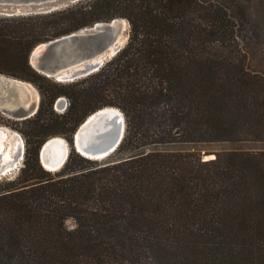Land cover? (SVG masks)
Returning a JSON list of instances; mask_svg holds the SVG:
<instances>
[{
	"label": "trees",
	"instance_id": "16d2710c",
	"mask_svg": "<svg viewBox=\"0 0 264 264\" xmlns=\"http://www.w3.org/2000/svg\"><path fill=\"white\" fill-rule=\"evenodd\" d=\"M117 17L127 41L98 70L40 83L35 45ZM0 73L42 93L22 119L24 164L0 179V264H264V0H77L0 14ZM104 106L124 114L116 150L102 161L71 147L44 169L40 145L55 135L72 145Z\"/></svg>",
	"mask_w": 264,
	"mask_h": 264
},
{
	"label": "water",
	"instance_id": "95a60500",
	"mask_svg": "<svg viewBox=\"0 0 264 264\" xmlns=\"http://www.w3.org/2000/svg\"><path fill=\"white\" fill-rule=\"evenodd\" d=\"M76 1L0 0V4L5 5L0 8V14L12 16L49 12ZM124 22V18L120 17L100 21L93 26L41 42L30 51L28 62L37 72L60 82H70L84 77L98 70L124 46L122 38ZM17 83L30 86L29 82L0 73V103H4L1 111L10 117L25 119L36 113L39 103L36 100L23 102L19 96ZM1 127L7 130V134L13 132L6 126L0 125ZM124 131L125 118L122 112L114 106H104L90 113L77 126L73 133L72 145L63 138L65 151L53 157L52 144H48L46 139L39 147L38 158L42 166H44L42 159L51 164L54 169H47L49 171L58 170L63 165L71 147L86 158L102 159L116 150ZM17 150L19 156L12 155L8 162L9 167L0 169V179L19 168L24 153L21 137Z\"/></svg>",
	"mask_w": 264,
	"mask_h": 264
},
{
	"label": "rangeland",
	"instance_id": "374dc122",
	"mask_svg": "<svg viewBox=\"0 0 264 264\" xmlns=\"http://www.w3.org/2000/svg\"><path fill=\"white\" fill-rule=\"evenodd\" d=\"M121 18V17H120ZM124 23H123V25H122V38H123V44H125L126 43V41H127V37H128V34H129V23H128V21L127 20H125V18H124ZM47 77V76H46ZM48 79H49V82H46V81H41L40 83L42 84V85H47V86H50V82H60V81H57L55 78H53V77H47ZM17 79H19V78H17ZM20 80H23V79H20ZM23 81H26V82H29V85L30 86H26V85H24V84H21V83H17V85H18V88H19V96H20V98H21V100L23 101V102H28V101H31V100H36L37 101V103H40V100H41V97H42V93H41V88L39 87V85L37 84V83H35V82H32V81H28V80H23ZM39 83V82H38ZM32 91H31V90ZM33 91H35V93L33 92ZM32 93V94H31ZM36 94V95H35ZM34 96H36V98L34 97ZM60 97H62V98H64L65 99V106H63L62 108L61 107H57V105H55V102H56V100L57 99H60ZM67 104H68V99H67V97L65 96V95H60V96H58L56 99H55V101H54V103H53V105H52V109L55 111V112H57V113H59V112H63L64 110H65V108L67 107ZM2 106H4V103H0V125H2V126H6L7 128H9V129H12L13 130V133H16V135L18 136V138H19V140H20V137H21V139H22V141H23V143H24V153H25V147H26V136H25V133L22 131V130H25V128H27L26 126H25V124L24 123H22V119H16V118H14V117H10L7 113H5V112H2L1 111V108H2ZM11 106V105H10ZM114 107H116V106H114ZM116 108H118V107H116ZM119 109V108H118ZM120 110V109H119ZM121 111V110H120ZM122 112V111H121ZM122 114H123V112H122ZM124 115V114H123ZM53 137H59V138H64L65 140H66V138H65V136H63V135H55V136H53ZM50 138H52V137H50ZM49 139V138H48ZM47 139V140H48ZM63 139V140H64ZM219 144H214V145H206V146H204V149L202 150V153H203V157L204 158H210V157H213L214 156V151H216V150H219ZM75 150V149H74ZM76 151V150H75ZM24 153H23V158H22V160H21V163H20V165H19V168L16 170V171H14L12 174H8V175H5V176H3V177H7V178H12V177H14V176H16L17 174H18V172H19V170H20V168L23 166V164H24ZM108 158V156L107 157H104V158H102V159H97V160H102V161H104V160H106ZM43 168H44V166H42ZM44 169H46V168H44ZM56 171V170H55ZM53 172V171H52ZM66 223H67V225L68 226H72L73 225V220L72 219H67V221H66Z\"/></svg>",
	"mask_w": 264,
	"mask_h": 264
},
{
	"label": "bare ground",
	"instance_id": "6f19581e",
	"mask_svg": "<svg viewBox=\"0 0 264 264\" xmlns=\"http://www.w3.org/2000/svg\"><path fill=\"white\" fill-rule=\"evenodd\" d=\"M33 92L35 93V91ZM34 97L36 98V96ZM63 106H65V99L60 97V99L57 102V107L62 108ZM13 134H16V133L10 132L9 134H7V130L4 127L0 128V151H1L0 152V169L1 170H4L7 167H9L8 162L10 158L12 157V155L17 154L18 152L17 149H18L20 140L17 135L14 136ZM47 143L52 144V156L53 157L65 151V148H66L65 141L62 138L52 137L47 140ZM17 156H19V154H17ZM42 162L46 169H49V170L54 169L48 161H45L44 159H42Z\"/></svg>",
	"mask_w": 264,
	"mask_h": 264
}]
</instances>
